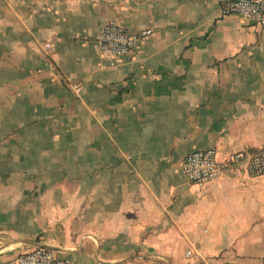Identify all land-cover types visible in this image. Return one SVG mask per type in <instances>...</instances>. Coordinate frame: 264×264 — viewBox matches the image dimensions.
<instances>
[{"label":"crops","instance_id":"0c3cea01","mask_svg":"<svg viewBox=\"0 0 264 264\" xmlns=\"http://www.w3.org/2000/svg\"><path fill=\"white\" fill-rule=\"evenodd\" d=\"M228 1L0 0V264H264V177L229 163L264 153V26ZM113 21L153 33L117 59Z\"/></svg>","mask_w":264,"mask_h":264},{"label":"built area","instance_id":"2783aa9c","mask_svg":"<svg viewBox=\"0 0 264 264\" xmlns=\"http://www.w3.org/2000/svg\"><path fill=\"white\" fill-rule=\"evenodd\" d=\"M221 16H238L246 22L264 26V0H232L228 1L221 9ZM151 30L131 32L119 23L113 21L106 24L97 36V42L102 53L110 54L117 59L128 56L146 38L152 35ZM45 50L51 45L45 44ZM71 89L79 93L80 85H73ZM229 163H245L247 173L254 178L264 177V153L246 154L236 153L229 159ZM182 173L186 180L193 186L204 188L218 180L223 175V164L218 159L215 148L197 150L188 154L181 165ZM192 253L189 252L190 256ZM17 264H75L71 259L58 256L47 247L22 253Z\"/></svg>","mask_w":264,"mask_h":264}]
</instances>
